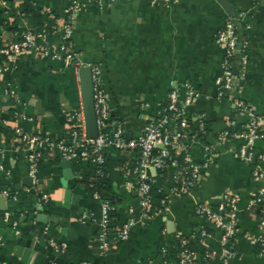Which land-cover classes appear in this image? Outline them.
I'll list each match as a JSON object with an SVG mask.
<instances>
[{
  "label": "crops",
  "instance_id": "0c3cea01",
  "mask_svg": "<svg viewBox=\"0 0 264 264\" xmlns=\"http://www.w3.org/2000/svg\"><path fill=\"white\" fill-rule=\"evenodd\" d=\"M68 3L0 0V66L5 67L0 83V191L16 197L1 195L5 203L0 201V207L25 214L19 233L0 219V264H158L162 245L173 243L177 236L188 239L196 264H218L223 232L196 208L201 202L215 204L228 190L238 197L240 207L238 255L231 264H264V253L260 254L264 225L260 210L249 206L252 195L264 186V139L254 141V151L263 158L245 161L238 156L248 118L236 116L234 104L242 98L264 115V0H81L72 42L82 66L101 67L111 109L109 131L121 123L129 136L137 137L149 119L161 117L169 91H193L197 95L188 111L196 129L199 117L205 118V128L190 142L191 156L202 163L208 145L216 154L190 194L172 196L169 212L136 224L128 239L108 254L97 247L102 203L88 190L87 170L75 162L71 169L64 167L63 158L50 150L43 157L35 190L26 156L15 148L14 109L32 118L20 122L27 133L66 138L69 114L83 104L82 66L63 67L57 60L26 51L10 61L2 52L19 40L25 23L35 32L49 29L64 16ZM228 20L234 22L240 41H249V48L245 64L243 51L237 50L232 59L237 85L220 97L216 79L223 73L226 50L216 36ZM8 82L14 83L19 102L5 94ZM171 125L169 131H173ZM107 153V181L100 193L124 210V219L125 209L139 204L134 180L124 174L136 150L112 147ZM149 174L156 185L169 187L175 182L176 169L150 168ZM43 193L49 197L47 209ZM85 212L90 220H82ZM201 229L210 236L200 237ZM51 239L55 246L67 243V251L58 252ZM207 248L215 252L208 261L204 259Z\"/></svg>",
  "mask_w": 264,
  "mask_h": 264
},
{
  "label": "built area",
  "instance_id": "2783aa9c",
  "mask_svg": "<svg viewBox=\"0 0 264 264\" xmlns=\"http://www.w3.org/2000/svg\"><path fill=\"white\" fill-rule=\"evenodd\" d=\"M156 3V0H151ZM170 1V0H163ZM82 8L81 0H69L63 17L56 18L55 24L42 32H35L28 23H25L22 32H19L20 38L9 47L2 50L8 55L9 60L13 61L20 53L33 52L40 58H51L62 63L63 67L70 65L82 66L79 53L75 50L72 42L74 30V21L78 12ZM50 11L48 7H45ZM26 14H23V18ZM60 37L59 41L54 40ZM217 42L226 50L223 73L216 79L218 95L225 96L237 85V77L232 69V59L237 50L243 51V63L247 61L249 41L243 39L240 41L235 24L228 20L223 29L216 36ZM92 66V79L94 84V102L97 115V126L99 134L96 138H88L86 135V120L84 106L77 111L69 114V121L76 127L70 130L66 138H54L40 134H29L21 126L20 122L24 119H32L23 110L14 109L12 111L14 118L13 133L16 142V150L23 153L29 164V174L33 179L35 190L39 181V174L43 157L48 151H56L63 160L71 162L84 161L92 164L94 175L100 178L107 176V152L115 147L118 150L135 149V155L130 159L128 166L124 169V174L131 177L134 181L137 194L139 195L138 206L130 205L125 209L126 217L123 221L113 225L117 214L124 210L110 200L101 196L100 188L91 179L88 187L92 188L91 195L94 199L102 203V215L100 228L97 235V247L102 254L112 252L119 244L124 242L130 236L132 227L139 223H146L156 215L169 212V201L174 195L190 194L195 188L198 178L206 169L210 162L214 160L215 152L212 146H205L204 161L202 163L194 162L190 153V142L194 140L198 133L205 128V118L199 117L197 129L193 130L190 126L192 119L188 107L192 104L197 93L188 91L180 94L177 88L169 91L167 98L161 105V117L149 119L143 129V132L137 137H131L126 133L123 124L115 125L112 132L109 131V121L111 109L108 97L103 89L102 70L99 65ZM4 66H0V83L3 82ZM7 84V83H6ZM5 94L17 99L18 93L14 83L8 82L5 87ZM236 107V116H245L248 118L247 130L243 134L245 141L238 149V156L245 161L263 158L262 155L254 151V141L258 138L264 139V115H259L254 108L250 107L242 98L234 101ZM0 108V115H1ZM173 127L169 131L167 126ZM226 131L223 136H226ZM0 168L3 166L0 164ZM150 168H156L162 172L169 169H176L173 176L174 183L169 187L156 186L155 181L149 174ZM255 175L258 171L255 170ZM155 193H157L158 204L155 202ZM5 198H16L8 191H0V196ZM42 200L47 204L49 197L47 194H41ZM154 204H157L154 206ZM249 206L260 210V224L264 225V186L259 192L252 195L249 200ZM197 213L206 220L213 223L222 230L223 252L218 258V264H231V261L238 255L236 249V236L239 231L238 214L240 211L239 199L230 190L220 196L219 200L212 204L210 202H201L197 204ZM25 217L24 213H15L10 209H4L0 212V219L8 225L17 228ZM91 219L89 212L82 215V220ZM45 233L47 230L45 229ZM198 235L207 238L210 233L201 229ZM180 251L176 259L170 258L169 243L162 245L160 250L161 264H196L195 251L190 245L188 239L177 236ZM60 253H65L68 249L67 243L57 244L50 240ZM264 253V241L262 242ZM215 255L212 249L207 248L204 259L210 260ZM55 264V263H52ZM74 264H91L88 261Z\"/></svg>",
  "mask_w": 264,
  "mask_h": 264
},
{
  "label": "water",
  "instance_id": "95a60500",
  "mask_svg": "<svg viewBox=\"0 0 264 264\" xmlns=\"http://www.w3.org/2000/svg\"><path fill=\"white\" fill-rule=\"evenodd\" d=\"M80 78L86 120V135L88 138H96L99 134V131L97 126V115L94 102V84L92 79L91 65H84L80 67ZM62 165L71 169L72 162L70 160H63ZM69 177L70 175L66 174V179H68ZM0 201H3L4 205L5 198L0 197ZM3 205L0 207V209H4ZM40 216L42 218H46L45 214H40Z\"/></svg>",
  "mask_w": 264,
  "mask_h": 264
},
{
  "label": "trees",
  "instance_id": "16d2710c",
  "mask_svg": "<svg viewBox=\"0 0 264 264\" xmlns=\"http://www.w3.org/2000/svg\"><path fill=\"white\" fill-rule=\"evenodd\" d=\"M69 126H70V130H72L74 127H76V125H74V123H72L71 121H69ZM190 126L193 130H196L195 121H193L192 119L190 120ZM108 157H109V155H108ZM58 158L61 159L59 154H58ZM75 164H77L78 167L82 166L85 169V171L87 170L88 174L85 176V182L87 185L90 182V180L92 179L97 184V188L103 189L105 187L107 180H105V178H100V177H97L94 175V169H93L92 164H90L88 162H84V161L75 162ZM41 167H42V164H41ZM156 186H158V185H156ZM88 190L91 192L93 189L89 187ZM157 197H158V195H157V193H155V202L158 204ZM157 204H154V206H156ZM45 206H46V209L49 207L48 204H46ZM123 215H124L123 213H120V214L118 213L116 215L117 216L116 221L113 220L114 226L117 225L118 222L123 221L125 219V218L123 219ZM125 217H126V214H125ZM179 251H180V246H179V242L177 240L174 241L173 243H169L170 258L176 259V255ZM161 261H162V258L159 255L158 264H161Z\"/></svg>",
  "mask_w": 264,
  "mask_h": 264
}]
</instances>
